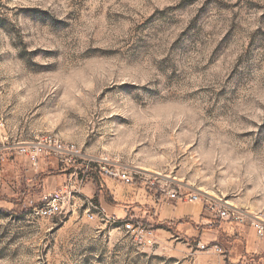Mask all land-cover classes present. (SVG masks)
<instances>
[{"label":"rangeland","instance_id":"374dc122","mask_svg":"<svg viewBox=\"0 0 264 264\" xmlns=\"http://www.w3.org/2000/svg\"><path fill=\"white\" fill-rule=\"evenodd\" d=\"M51 136L155 185L98 179L74 213L33 216L73 164L13 144ZM0 148V264H264L253 227L158 190L264 218V0H0Z\"/></svg>","mask_w":264,"mask_h":264},{"label":"built area","instance_id":"2783aa9c","mask_svg":"<svg viewBox=\"0 0 264 264\" xmlns=\"http://www.w3.org/2000/svg\"><path fill=\"white\" fill-rule=\"evenodd\" d=\"M13 147H15L20 154L26 156L30 165L35 169L39 167V159L46 151H51L56 156L60 157V161L65 165L73 164L74 171L70 175V180L62 189L42 194L39 203L31 209V214L33 216L58 217L68 212L74 213L77 209L76 197L79 196L81 188L88 181L108 178L120 181L123 184L145 181L151 186H154V180H157L156 176L151 177V179L150 176L143 171H132L121 164L107 162L104 159L84 155L75 144L63 143V141L52 136L49 137L48 140L37 139V141L31 143H16L13 144ZM158 188L159 192L164 193L168 199L203 201L211 216L222 221H231L238 224L247 223L255 229L257 238L264 237V218L244 214L228 206L226 203H223L222 200L212 199L208 195L202 193L198 194L197 192L183 189L180 186L177 187V189L168 188L166 182L159 184ZM155 190L158 191L157 188H155ZM86 205L88 207L86 212L91 213L90 209L92 208L104 215V208L100 204H95L93 201L88 200ZM89 216L92 217V214H89ZM105 216L110 218L112 222L117 223L119 221L114 216H108L107 214H105ZM135 218L136 216H130L124 219L121 223L123 228L136 236L140 237L142 233H145V237H149L150 230L146 228L141 221ZM198 246L200 249H205V245L201 242H198ZM213 246L218 249L216 245Z\"/></svg>","mask_w":264,"mask_h":264},{"label":"crops","instance_id":"0c3cea01","mask_svg":"<svg viewBox=\"0 0 264 264\" xmlns=\"http://www.w3.org/2000/svg\"><path fill=\"white\" fill-rule=\"evenodd\" d=\"M27 160V159H26ZM27 162H28V160H27ZM29 163V162H28ZM30 164V163H29ZM29 166V165H28ZM65 169L63 168L62 169V171H64ZM59 177V179H58V183H63L65 180H66V178H68V176H67V174L65 173V174H62L61 176H58ZM49 176L46 178V181L47 180H49ZM103 181L105 182L104 183V185L106 186V187H108V188H111V185H112V183H114L115 181H113V180H108V181H105V179H103L102 181H99L100 182V184H101V187L103 188ZM86 187H88L89 189H90V191H92L93 190V188H96L97 189V187L99 188V186H98V181H88L86 184H85V188ZM41 193L42 194H44V193H48V192H45L44 190H42L41 191ZM115 200V199H114ZM100 205L103 207V205L100 203ZM105 205L107 206V210H110V208L109 207H111V205L112 204H109V202H105ZM104 208V207H103ZM115 210H116V208H114ZM245 235H244V241H245ZM243 247H244V245H243ZM256 250V251H255ZM257 250L258 249H252L251 251H253V252H257ZM259 252V251H258ZM261 253L262 254H264V249H261Z\"/></svg>","mask_w":264,"mask_h":264},{"label":"trees","instance_id":"16d2710c","mask_svg":"<svg viewBox=\"0 0 264 264\" xmlns=\"http://www.w3.org/2000/svg\"><path fill=\"white\" fill-rule=\"evenodd\" d=\"M39 176V175H38ZM41 178V177H40ZM98 189V192L96 193V196L98 197L99 196V192L101 191V190H99L100 188H97ZM108 198V200H110L109 199V196L107 197ZM96 204H100L98 201H96Z\"/></svg>","mask_w":264,"mask_h":264}]
</instances>
